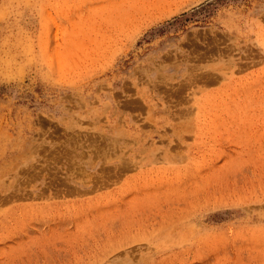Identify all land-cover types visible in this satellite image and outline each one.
<instances>
[{
  "label": "rangeland",
  "instance_id": "374dc122",
  "mask_svg": "<svg viewBox=\"0 0 264 264\" xmlns=\"http://www.w3.org/2000/svg\"><path fill=\"white\" fill-rule=\"evenodd\" d=\"M0 264H264V0H0Z\"/></svg>",
  "mask_w": 264,
  "mask_h": 264
}]
</instances>
